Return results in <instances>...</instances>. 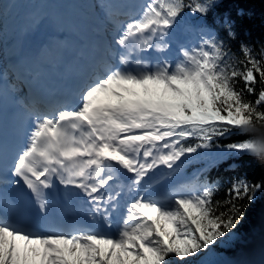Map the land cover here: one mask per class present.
I'll return each instance as SVG.
<instances>
[{
    "label": "snow or ice",
    "instance_id": "1",
    "mask_svg": "<svg viewBox=\"0 0 264 264\" xmlns=\"http://www.w3.org/2000/svg\"><path fill=\"white\" fill-rule=\"evenodd\" d=\"M216 4L97 0L100 52L72 87L41 102L11 84L24 119L6 129L0 118V264H210L216 246L235 241L264 181L234 179L222 205L207 173L229 159L264 157V141L219 142L264 127V45L241 42L233 52L206 22ZM40 19L32 15L28 26ZM223 27L237 38L227 18ZM178 28L197 42L178 43L176 59L153 56L170 50ZM8 75L0 68V88ZM201 161L191 179L155 193ZM21 182L43 231L10 216L17 205L8 188ZM57 185L75 213L58 222L66 212L52 197Z\"/></svg>",
    "mask_w": 264,
    "mask_h": 264
},
{
    "label": "trees",
    "instance_id": "2",
    "mask_svg": "<svg viewBox=\"0 0 264 264\" xmlns=\"http://www.w3.org/2000/svg\"><path fill=\"white\" fill-rule=\"evenodd\" d=\"M72 7L82 14H86L88 0H69ZM187 2V0H185ZM184 15L189 21L195 23L199 17H192L185 10ZM227 18L232 22L237 33L235 40H228L223 27V21ZM207 24L210 25L219 36L227 41L233 52L239 53V45L245 42L256 46L264 45V0H217L214 10L207 16ZM259 88V85H257ZM254 99V97H249ZM255 139L264 141V127L257 126L254 131L242 136H232L230 140H220L226 144L235 140ZM205 162L201 161L187 165L184 169L187 176H194L196 170L203 168ZM209 181L218 184V190L214 194V201L223 202L228 199L227 189L231 181L244 176L252 182L264 181V157L245 155L239 159H229L218 167L211 168L207 173ZM240 203H246L241 201ZM220 210H225L221 207ZM237 237L234 242L228 244L226 249L229 256H242L245 264H264V259L253 258L259 249L264 248V192L258 193L257 200L249 204L245 210V218L236 230ZM227 245V246H228ZM232 248V249H231Z\"/></svg>",
    "mask_w": 264,
    "mask_h": 264
},
{
    "label": "rangeland",
    "instance_id": "3",
    "mask_svg": "<svg viewBox=\"0 0 264 264\" xmlns=\"http://www.w3.org/2000/svg\"><path fill=\"white\" fill-rule=\"evenodd\" d=\"M17 2H19L20 0H16ZM94 3H95V0H92V9H91V12L95 13L94 12ZM49 7V6H48ZM16 8V6L13 5V9ZM25 13V10L23 9L22 11V14ZM12 14L13 12L11 11L10 13V17L8 19H6L3 23V27L5 28V30H8V24H10V22L12 21ZM9 21V23H8ZM21 21H24V18L22 17L20 19V22ZM12 23L15 24V22L12 21ZM17 23V22H16ZM2 29V26H0V31ZM183 29L182 28H178L177 31L181 32ZM176 31V32H177ZM175 32V35L173 37V43L172 45L176 46L178 43H181V36L180 34H176ZM185 43V42H184ZM171 45V46H172ZM176 49V47H175ZM228 244H225V245H218L215 247L214 249V252L212 254H210L208 257H206L205 259H208L210 264H212V262H215V261H224V262H227V264H245L246 261L245 259H242V256L240 257L239 255H235V256H229L227 253H226V249H230V246ZM232 249V248H231ZM253 258H259V259H264V248H261L258 250V252L256 253L255 257ZM194 264H199V258H197L195 261H194Z\"/></svg>",
    "mask_w": 264,
    "mask_h": 264
},
{
    "label": "bare ground",
    "instance_id": "4",
    "mask_svg": "<svg viewBox=\"0 0 264 264\" xmlns=\"http://www.w3.org/2000/svg\"><path fill=\"white\" fill-rule=\"evenodd\" d=\"M17 47H18V43L15 42V43L13 44V46H12V49L14 50V53H15V52L17 53V51L19 52L20 50L23 51L24 48H25V44H24V43H21V45H20V49H19V50H17ZM14 60H17V58H15ZM30 67H32V70H34L35 65H31Z\"/></svg>",
    "mask_w": 264,
    "mask_h": 264
}]
</instances>
